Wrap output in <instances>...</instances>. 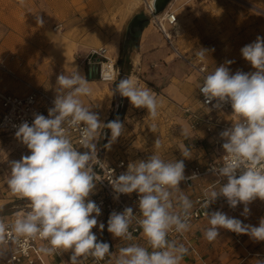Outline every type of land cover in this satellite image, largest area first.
I'll return each instance as SVG.
<instances>
[{
  "label": "clouds",
  "instance_id": "clouds-1",
  "mask_svg": "<svg viewBox=\"0 0 264 264\" xmlns=\"http://www.w3.org/2000/svg\"><path fill=\"white\" fill-rule=\"evenodd\" d=\"M37 22L41 26L44 23L40 17ZM206 53L207 50L198 49L196 56L203 61ZM241 55L255 71L238 70L231 74L226 65L233 61L229 60L203 76L198 84L205 104L220 109L230 103L235 116L231 127L219 133L224 154L219 159L221 163L210 168L217 178L216 186L204 193L202 206L209 224L204 238L209 243L219 237L221 228L248 235L255 242L264 241V218L259 226H253L219 210L207 211L222 196L232 209L243 204L241 215L247 218L248 205L257 198L264 201V37L258 36L245 45ZM105 79L114 81L116 77L109 75ZM56 85L54 106L48 110V116L36 114L31 125L23 122L15 133L30 154L10 162L7 186L27 202V209L16 213L11 221L0 217V259L10 245L26 248L29 241L37 239L47 241L37 249L42 255L70 251L69 264H82L89 257L98 262L113 256L109 243L98 240L92 231L97 226L101 233L105 229L103 222L98 224L101 207L87 198L98 181L94 166L100 161L97 144L103 137L102 130H110V139L104 145L110 149L124 126L119 119L104 123L97 113L84 106L81 97L92 95L93 90L77 70L58 75ZM114 93L127 98L136 108L147 109L153 121L158 118L163 101L151 88L140 87L134 77L119 78ZM156 129L157 125L152 123L150 130ZM73 131L79 133V147L73 143ZM154 146H162L159 138ZM180 152L185 159L191 158V150L185 145H181ZM194 177L185 176L184 160L165 161L154 152L147 160L129 163L125 173L111 178L114 199L121 194H138L140 217L131 207L113 211L107 220V231L113 238L131 241L129 228L135 221L152 249L136 243L121 247L114 264H181L189 248L168 236L172 231L183 235L191 229L193 202L179 185ZM259 264H264V260Z\"/></svg>",
  "mask_w": 264,
  "mask_h": 264
},
{
  "label": "rangeland",
  "instance_id": "rangeland-1",
  "mask_svg": "<svg viewBox=\"0 0 264 264\" xmlns=\"http://www.w3.org/2000/svg\"><path fill=\"white\" fill-rule=\"evenodd\" d=\"M71 2L23 0L21 3V0H0V62L5 66L0 67L1 91L23 94L28 88L35 86L56 96L57 76L75 71L69 68V61L74 60L78 65L85 66L81 62L85 55L71 48V39L68 38L70 32L61 42H54V37L63 31L60 30L61 20L65 19L67 5ZM84 2L86 0H74L73 7H78L80 5L77 3ZM140 2L144 9L145 0ZM169 7L175 11L177 22L175 32L171 34V41H167L171 58L165 65L166 70L162 72L165 78L162 83L181 85L177 90L180 97L175 94H160V87L146 80L141 71L136 69L133 72L132 65L129 73H122L117 59L109 55L118 68L116 79L104 81L98 77L101 82L98 88L104 87L108 95L99 93L97 102L92 105L93 112L99 115L102 122L108 121L119 100V93L113 94V89L121 77H134L140 87L151 88L163 104L159 109L158 118L153 121L148 117L147 109L136 108L123 97V107L117 117L124 126L122 135L110 149L102 148L103 137L97 144L98 153L106 164L115 163L119 159L128 160L130 163L147 160L155 152L165 161L184 160L185 171H188L196 165L204 164L207 158H214L210 141L212 134H208L203 125L192 127L189 111H199L202 116H211L215 121L226 124L223 130L232 125L235 116L230 111L199 108L195 88L198 85V74L186 59H198L197 50L205 49L207 53L203 62L209 72L229 60L233 63L226 66L231 74L238 70L245 73L255 71L250 63L243 59L241 49L254 42L258 36L264 37V0H171ZM77 13L79 16V12ZM37 17L43 20L42 26L38 24ZM56 25H59L58 29L54 30ZM127 38V31L124 30L121 44H126ZM132 54L134 45L129 48L130 60ZM114 73L111 68L106 76ZM152 123L157 125L155 132L150 130ZM184 132L187 135H184ZM110 135L109 130L108 140ZM157 138L161 140L162 145L159 149L154 146ZM181 145L191 150V158L185 159L181 155ZM197 148L206 153V160L201 161L202 163L196 162ZM29 154L30 151L23 147L16 137L0 134V217L5 218L27 209V202L19 199L8 188L7 178L10 162L18 161L22 156ZM200 182L209 183L207 177L201 178ZM95 191L96 187L87 199L92 198ZM251 205L256 210L259 221L264 218V201L257 198ZM0 260L4 264L3 258Z\"/></svg>",
  "mask_w": 264,
  "mask_h": 264
},
{
  "label": "crops",
  "instance_id": "crops-1",
  "mask_svg": "<svg viewBox=\"0 0 264 264\" xmlns=\"http://www.w3.org/2000/svg\"><path fill=\"white\" fill-rule=\"evenodd\" d=\"M70 1L72 2L67 5L68 9H66L64 14L65 19L61 20L60 26L62 29L60 30L63 31H60V34L54 37V42H61L70 32L71 34L68 35V38L71 39V48L79 50L82 55H86L91 48L104 46L113 59H118L124 30L128 34L132 25L141 24L142 18L147 17L140 0H86L83 4L77 3V5H80L78 7H73L75 6L74 0ZM77 12H79V16H77ZM73 15L76 16L71 18ZM58 26H54L53 29L57 30ZM169 51L167 40L149 22L147 17V21L139 31L130 64L133 72L136 69L141 71L146 80L158 85L160 94H175L176 97H180L177 90H179L181 85L179 86L172 82L169 84L162 83L165 79L162 72L171 58ZM69 63V68L82 74L88 80L89 87L93 90L92 95L81 97L84 106L90 108V111L93 112L94 108L92 105L97 102L99 93H105V96H107L108 92L104 87L98 88L101 82L98 80L93 67L78 65L74 60L69 61ZM111 68L110 62L102 66L103 80H105V76ZM197 149L196 162L202 163L206 160V153L201 148ZM188 172L189 170L185 171V174ZM207 179L210 181L208 177ZM200 181L201 179L193 181L191 187H187L183 182L179 185L180 189L189 197L193 204L194 197L204 190L206 186V183ZM248 207L250 208V215L247 218L241 215L244 205L232 209L229 205L221 204L218 210L226 213L229 217L241 220L244 224L259 226L260 221L256 216V210H254L251 203ZM99 223L100 221L98 220ZM207 227H209V224L206 217L192 224L190 231L185 233L189 243L195 248L201 259L192 252L186 243L176 240L189 248V254L184 257L181 264H202V261L207 264H259V261L264 260V241L255 242L248 235L241 234L242 244L237 246L233 244L231 235L221 228L219 229V237L209 243L204 238V230ZM97 237L98 240L108 242L110 245V251L113 256L109 257L108 264H114V257L119 255V249L129 245L123 238H113L112 234L107 231V227H105L103 233L98 231ZM140 245L148 247L149 251H152L145 242L140 241ZM70 255L71 252L69 251L64 252L62 255L45 256V260L47 264H63L69 261ZM0 264H3L1 260Z\"/></svg>",
  "mask_w": 264,
  "mask_h": 264
},
{
  "label": "built area",
  "instance_id": "built-area-1",
  "mask_svg": "<svg viewBox=\"0 0 264 264\" xmlns=\"http://www.w3.org/2000/svg\"><path fill=\"white\" fill-rule=\"evenodd\" d=\"M144 9L149 22H151L154 27L164 36V38L170 42L171 34L172 32L174 33L176 29L177 15L175 11L172 10L168 4V6L161 13L154 14V9L150 2L145 3ZM178 55L183 58L181 54ZM186 61L197 72L198 84L202 82L203 76L211 73L208 71L207 65L199 59H186ZM81 62L82 64L88 67L98 65L100 70L99 78L101 80L104 79L102 75L103 64L110 62L112 68L115 71L114 76L118 73V68L116 66L115 61L109 56L108 50L104 46L89 49L88 53L84 56ZM0 67L5 68L2 62H0ZM8 72L10 71L8 70ZM54 99L55 96L51 95L44 89L35 86L28 88V90L25 91V93L23 94L9 93L0 90V134L4 133L16 137L15 133L18 130L19 125L23 122H27L29 125H31L34 121L36 114H42L47 117L48 110L54 106ZM197 101L200 109L206 108L208 110L211 109L209 111H230L233 113L230 103L223 104L220 109L213 108L211 104H205V98L200 93L198 85ZM213 103H215V101ZM188 110L189 109H186V111ZM189 119L191 121L192 127L203 125L207 133L212 134L210 141L213 147V154L215 155L214 158H207L206 162L203 165L201 164L192 167L189 172L185 174L186 177L195 175L192 180L186 179L185 181H182L187 187H191L193 185V181L195 180L204 177H208L210 179L209 183L206 184L204 190L199 192L194 197V204L191 210L192 225L198 222L199 220L206 218L205 209L202 206L204 202V193L207 190H210L213 186H216L215 182L217 178L212 175V173L210 172V168L214 164L219 165L221 163L219 159L224 153L222 148L223 140L220 138L219 133L222 132L224 128H226V124L215 121L211 116H202L199 111H189ZM79 138V133L73 131L72 140L74 145L77 147H79ZM20 144L23 147H26L21 142ZM78 150L81 152L86 151L83 148H79ZM98 158L100 161L94 166V171L97 174L98 181L95 182L96 191L93 197L90 198L91 200L95 201L98 206L101 207L102 214L98 217V220L100 222H103L105 224V227H107V220L109 218V215L113 211L122 212L126 207H131L133 209V213L137 217H140V212L138 208V194L136 192H133L130 195L121 194L119 196V199H114L113 197L115 196V193L110 183L111 178L115 179L116 177L127 171L130 162L125 159H119L115 163L106 164L104 160L100 157L99 153ZM221 204L228 205L225 197H218L216 202L211 204L207 211L209 213L217 211ZM15 215L16 213H13L5 218L11 221L15 218ZM92 231L97 235V232L99 231L98 226L96 228H93ZM129 231L132 232L133 240L128 241L124 239L126 242H128L129 244L136 243L139 245L140 241L146 243V238L143 235L142 229L139 227L138 224L135 223V221H133V224L130 226ZM225 232L231 235L232 242L234 245L240 246L242 244L241 235H237L236 233H233L227 229H225ZM168 238L183 241L189 246L192 252L196 256H198L199 259H201V257L196 252L195 248L189 243L185 233L183 235H180L172 231L169 233ZM46 243L47 241L37 239L29 241L28 246L26 248L18 247L16 245H10L9 251L3 258L4 264H47L45 260V255H42L37 251V249H39L42 245H45ZM108 262L109 256H106L104 260L98 262L95 261L92 257L83 260V264H108ZM63 264H69V261L64 262ZM202 264L207 263L202 261Z\"/></svg>",
  "mask_w": 264,
  "mask_h": 264
},
{
  "label": "trees",
  "instance_id": "trees-1",
  "mask_svg": "<svg viewBox=\"0 0 264 264\" xmlns=\"http://www.w3.org/2000/svg\"><path fill=\"white\" fill-rule=\"evenodd\" d=\"M146 21H147V17H143L141 24L132 25L128 32V38L126 40V44H122L121 46L117 63L120 69L122 70V73L123 72L129 73L131 69V64L129 59V48L131 47V45L133 46L137 43L139 31Z\"/></svg>",
  "mask_w": 264,
  "mask_h": 264
},
{
  "label": "water",
  "instance_id": "water-1",
  "mask_svg": "<svg viewBox=\"0 0 264 264\" xmlns=\"http://www.w3.org/2000/svg\"><path fill=\"white\" fill-rule=\"evenodd\" d=\"M171 0H152L151 4L153 6L154 9V14H159L161 13L170 3ZM93 67L94 71H96L97 77H99V66H91V68ZM123 101L124 98L122 96H119V100L115 105L114 111L111 114V116L109 117L108 121H112V120H116L118 115L120 114L122 107H123ZM106 122V123H107ZM108 132L109 129H104L103 130V140H102V148H105L104 145L107 144L108 142Z\"/></svg>",
  "mask_w": 264,
  "mask_h": 264
},
{
  "label": "bare ground",
  "instance_id": "bare-ground-1",
  "mask_svg": "<svg viewBox=\"0 0 264 264\" xmlns=\"http://www.w3.org/2000/svg\"><path fill=\"white\" fill-rule=\"evenodd\" d=\"M151 1H152V0H145V3H147V2H150V3H151ZM108 63H109V62H108ZM103 65H104V64H103ZM103 65H102V66H103ZM112 69H113V68H112ZM113 71H114V69H113Z\"/></svg>",
  "mask_w": 264,
  "mask_h": 264
}]
</instances>
